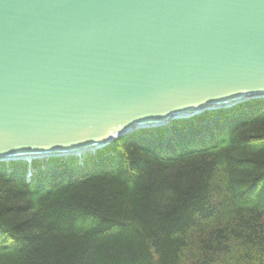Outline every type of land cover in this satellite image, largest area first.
<instances>
[{"label":"water","instance_id":"1","mask_svg":"<svg viewBox=\"0 0 264 264\" xmlns=\"http://www.w3.org/2000/svg\"><path fill=\"white\" fill-rule=\"evenodd\" d=\"M256 99L264 0H0V162Z\"/></svg>","mask_w":264,"mask_h":264},{"label":"trees","instance_id":"2","mask_svg":"<svg viewBox=\"0 0 264 264\" xmlns=\"http://www.w3.org/2000/svg\"><path fill=\"white\" fill-rule=\"evenodd\" d=\"M0 264H264V100L0 163Z\"/></svg>","mask_w":264,"mask_h":264}]
</instances>
